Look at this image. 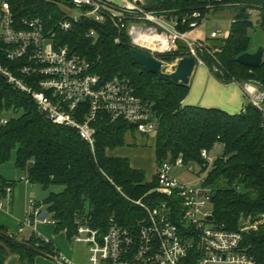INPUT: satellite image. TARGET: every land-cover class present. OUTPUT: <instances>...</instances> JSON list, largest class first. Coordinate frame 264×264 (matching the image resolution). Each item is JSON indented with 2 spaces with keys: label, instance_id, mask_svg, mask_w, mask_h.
Wrapping results in <instances>:
<instances>
[{
  "label": "trees",
  "instance_id": "1",
  "mask_svg": "<svg viewBox=\"0 0 264 264\" xmlns=\"http://www.w3.org/2000/svg\"><path fill=\"white\" fill-rule=\"evenodd\" d=\"M11 8L18 29L25 28V20L40 19L47 34L54 35L57 46L68 47L91 65L93 73L104 79L115 75L129 78L136 93L152 105L160 118L155 141V157L159 164L182 158L186 164L201 163V151L212 152L218 145L224 149L207 176L206 185L213 190L215 222L229 230H237L241 215L264 214V129L260 112L247 105L239 115H230L216 109L184 107L189 87L166 81L149 73L133 56L137 49L127 33H119L110 21L97 23L91 18L73 22L72 29L64 32L59 23L67 18L62 9L65 0H4ZM217 7L234 9L232 30L224 44H218L214 57L205 53L208 67L217 65L222 82H250L264 90V62L259 68L241 65L237 58L251 52V10L257 15L264 30V0H210ZM148 11L169 12L183 16L186 12L208 11L187 9L200 0H147ZM204 3V2H202ZM206 4V2H205ZM254 14V15H255ZM72 20V19H70ZM257 27V26H256ZM258 28V27H257ZM94 31L98 38H90ZM187 48L181 44L174 53L161 56L172 63L186 58ZM5 66L17 63L6 60ZM13 112L15 116L0 128V165L16 155V166L24 172L31 184L49 189L62 187L44 202L46 211L58 229L67 230L73 237L80 221L87 217L94 229L106 230L113 219L119 226L133 228L145 216L135 204L147 205L166 199L156 192L157 178L148 180L145 170L134 168L127 158L112 155L126 147V136L134 129L127 123H110L100 119L94 150L81 139L77 131L53 124L41 114L31 97L10 86L0 75V114ZM0 183H14L0 177ZM118 188L120 191H118ZM254 252L263 259L264 229L252 237ZM17 255L23 264H33L38 257L58 256L53 245L34 234L22 240L0 226V264L10 255Z\"/></svg>",
  "mask_w": 264,
  "mask_h": 264
},
{
  "label": "built area",
  "instance_id": "2",
  "mask_svg": "<svg viewBox=\"0 0 264 264\" xmlns=\"http://www.w3.org/2000/svg\"><path fill=\"white\" fill-rule=\"evenodd\" d=\"M65 1L64 5L83 12L78 17L65 13L67 18L59 23L64 32L70 31L72 21L80 18H91L100 24L110 21L120 34H128L134 47L159 61L162 55L176 52L183 44L196 67L208 66L205 53L214 57L219 51L194 38L193 32L207 22V14L197 10L173 16L148 11L145 0ZM250 14L254 15V10ZM23 25V29L16 27L10 5L0 0V50L7 61L17 63L14 68L5 66L0 58V75L14 89L31 97L41 114L55 125L77 131L92 150L96 144L95 124L100 119L127 123L138 134L156 139L160 118L152 105L137 95L129 78L115 75L104 79L93 73L86 59L68 47L57 46L54 35L46 33L40 19L25 20ZM256 26L261 28V22ZM220 35L222 30L218 29L211 38L217 40ZM88 37L98 38L94 31ZM162 62L166 67L167 62ZM211 71L223 76L217 65ZM241 88L248 103L260 112L264 129V90L250 82L241 84ZM12 118L0 114V128ZM209 153L201 151L203 168L212 162ZM179 169L194 173L191 164L182 158L157 163L154 191L166 200L152 205L135 202L145 213L135 227H121L111 219L104 231L92 228L87 217L80 221L72 241L88 248L90 256L85 264H264V256L260 259L254 252L251 240L263 229L264 216L260 220L242 218L237 230L217 224L213 190L206 185L207 177L202 179L201 188H195L178 180L174 172ZM21 182L31 184L27 175ZM13 192L14 183H0V208ZM43 214L42 205L32 204L17 234L27 228L35 231L38 224L56 225ZM54 259L58 264H76L63 256Z\"/></svg>",
  "mask_w": 264,
  "mask_h": 264
},
{
  "label": "crops",
  "instance_id": "3",
  "mask_svg": "<svg viewBox=\"0 0 264 264\" xmlns=\"http://www.w3.org/2000/svg\"><path fill=\"white\" fill-rule=\"evenodd\" d=\"M111 2H117V0H107ZM220 12V11H219ZM216 13V12H215ZM67 14V13H66ZM70 15V14H67ZM208 16V15H207ZM234 17L232 18V20ZM208 21V17H207ZM233 22V21H232ZM207 23V22H205ZM214 32V31H213ZM194 33V32H193ZM210 43V42H208ZM254 53V52H250ZM189 94L183 102L184 107H198L203 109H216L223 111L230 115H239L247 107L248 100L245 98L241 88V84L237 82L225 83L222 82L218 76H216L210 67H196L193 76L191 77L189 84ZM131 133V132H130ZM126 146L132 145L127 143ZM151 146V152L154 159L153 171L148 180H151L156 171V157H155V140L146 138L144 141L138 140L140 146L146 145V140ZM132 141V140H131ZM125 148V147H124ZM118 149L113 152L112 155L127 158H132L131 165L134 168L144 170L147 164H141L143 160L144 152L149 155L148 151L143 149ZM135 149V150H134ZM137 159V160H136ZM17 184L14 182V192L12 196L6 200L5 206L0 208V226L6 227L10 233L17 234L20 225L28 212L21 211L16 208V192ZM41 205V204H40ZM43 206V205H42ZM43 212L51 218L43 206ZM34 231L31 228H27L24 233L18 234V237L22 240H28L34 234L43 238L47 242L51 243L56 249L58 256H63L76 264H85L89 261V250L85 245L77 244L72 241V237L67 230L58 229L57 225L38 224ZM5 264H23L20 257L17 255H10L6 259ZM33 264H58L55 259L51 257H38Z\"/></svg>",
  "mask_w": 264,
  "mask_h": 264
},
{
  "label": "rangeland",
  "instance_id": "4",
  "mask_svg": "<svg viewBox=\"0 0 264 264\" xmlns=\"http://www.w3.org/2000/svg\"><path fill=\"white\" fill-rule=\"evenodd\" d=\"M146 1L147 0H145V2ZM200 1H201V4L193 3L187 6V9L188 8L189 9L202 8L208 11L207 23L201 24V26L194 31L193 36L195 39L201 42H210L209 44L213 49L219 50V46L215 43L224 44L228 40V35L231 33V30H232V21H233L232 18L235 15V10L223 8V10L220 9L219 10L220 12H219V11H216L217 7L213 5L210 2V0H200ZM62 9L64 13L70 14L73 17H78L83 12V9L77 8V7H71L69 5H62ZM252 22L254 23L255 27L250 29V36L252 39L251 52H256L258 48L264 47V30L256 27V22H257L256 14L252 16ZM218 29L222 30V35H220L217 40H212L211 38L212 32ZM47 43L48 42H45V44ZM176 65H177L176 60L172 63H167V66L164 68V71H166L167 73H172L175 70ZM7 114L9 117L15 116L13 112L7 113ZM146 138L147 137L138 134L136 131L131 132L129 136L127 137V143L132 144V145L126 146L124 150L128 148L129 149H133V148L143 149L144 147L145 148L144 151L149 152V155L144 152L143 154L144 158L143 160H141V164L143 165L147 164L144 170L146 171L147 178L149 179L153 171V167H154V159H153L152 152L150 151L151 146L148 143V139L146 140V145L142 147L140 146L139 141H138V140L144 141ZM223 153H224L223 146L218 145L214 151L209 153V158H210V161L212 160V162L208 168H203L201 163H194V164H191V166L194 168V173H189L185 169H179L174 172V175L183 184H190L192 187L201 188L203 186L202 179H205L208 176V174L212 170L214 162L218 158L223 156ZM130 160L132 161L131 157H130ZM0 177L5 181H11V182L18 183L17 192H16L17 212L19 209L27 213L32 204L43 205L44 202L50 197L52 193L57 194L63 190V188L59 186H51L49 189H44L43 186L38 185V184L26 185L22 183L21 179L22 177H26V174L17 168L15 152L12 154L11 159L9 161L0 165ZM263 216L264 214L262 213L256 214V215H252V214L251 215H241L238 220V223H240L242 218L252 217L255 220H260L261 218H263ZM239 226L240 225H238V228ZM256 235L257 234L253 236H256Z\"/></svg>",
  "mask_w": 264,
  "mask_h": 264
},
{
  "label": "water",
  "instance_id": "5",
  "mask_svg": "<svg viewBox=\"0 0 264 264\" xmlns=\"http://www.w3.org/2000/svg\"><path fill=\"white\" fill-rule=\"evenodd\" d=\"M132 54L149 73L160 76L166 81L184 86H189L196 68V61L193 58L186 57L177 62L176 68L172 73H167L164 71V62L138 49L133 50ZM263 57L264 47H260L254 53H246L239 56L237 62L247 67L259 68L264 62ZM45 215L46 213L43 214V216ZM210 220H212V217H210Z\"/></svg>",
  "mask_w": 264,
  "mask_h": 264
}]
</instances>
